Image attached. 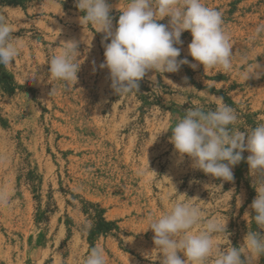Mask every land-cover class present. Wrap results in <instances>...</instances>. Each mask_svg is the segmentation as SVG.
Here are the masks:
<instances>
[{"label": "rangeland", "instance_id": "374dc122", "mask_svg": "<svg viewBox=\"0 0 264 264\" xmlns=\"http://www.w3.org/2000/svg\"><path fill=\"white\" fill-rule=\"evenodd\" d=\"M203 2L222 13L233 69H203L188 55L191 34L184 31L177 60L189 64L156 74L158 84L149 71L138 92L118 96L108 69L100 68L110 40L80 23L76 0L0 6L24 45L12 65H0V191L10 193L8 203L0 204V264H83L93 247L103 249L106 264H160L154 234L144 230L149 217L157 218L182 194L198 198L207 219H227L228 240L242 245L252 230L249 206L256 196L249 153L232 167L233 180L223 181L194 168L188 156L181 158L167 129L189 108L214 110L220 97L235 110L240 130L264 123V74L246 81L242 76L254 59L264 69V34L253 38L264 24V0ZM106 3L114 30L128 0ZM157 23L167 25L169 17ZM69 40L80 53L74 85L49 75L48 61ZM146 160L156 173H150L151 182L140 175ZM83 202L99 206L117 229L91 244L93 222ZM220 243L226 245L223 234Z\"/></svg>", "mask_w": 264, "mask_h": 264}, {"label": "clouds", "instance_id": "9594fccd", "mask_svg": "<svg viewBox=\"0 0 264 264\" xmlns=\"http://www.w3.org/2000/svg\"><path fill=\"white\" fill-rule=\"evenodd\" d=\"M76 7L83 13L80 23L94 26L95 32L105 34L104 40H110L105 45L100 68L108 69L111 88L117 96L138 92V82L149 71L153 72L150 79L158 84L156 74L175 73L181 65L189 64L187 59L177 60L180 56L177 45L182 44L180 37L184 31L191 34L188 55L203 69L219 68L224 72L233 69L232 44L223 29L222 13L203 0H128L114 30L106 0H76ZM164 17H169L167 25L157 23ZM14 30L12 19L0 15V65L5 67L13 64L24 46L13 36ZM261 34L264 24L256 26L253 38ZM79 55L76 41L62 42L48 61L50 77L74 85L81 66ZM261 74L264 69L254 59L242 76L246 81ZM216 103L214 110L205 111L199 106L187 109L167 129L172 132L170 143L181 158L185 155L191 158L194 168L228 182L233 180L232 167L244 159L242 153L247 151L246 163L256 192L249 206L254 213L250 219L264 230V123L242 131L235 127L238 120L235 110L222 97ZM150 173L156 174L146 160L140 175L151 182ZM9 196V192L0 191V204L6 205ZM196 200L199 199L182 194L157 218H148L144 231L151 230L154 234L155 259L159 253L160 264H256L264 256V234L249 230L242 245L233 247L226 232L227 219H207ZM221 234L226 241L223 247ZM83 264H106L103 249L91 248Z\"/></svg>", "mask_w": 264, "mask_h": 264}, {"label": "trees", "instance_id": "16d2710c", "mask_svg": "<svg viewBox=\"0 0 264 264\" xmlns=\"http://www.w3.org/2000/svg\"><path fill=\"white\" fill-rule=\"evenodd\" d=\"M22 0H0V6H19L21 5ZM228 104L232 105V103L228 99H224ZM84 206V213L87 214L92 220L93 224L89 231L88 241L92 244L96 238L99 236H106L110 234L112 231L116 230V226L111 223L107 222L103 217L104 211L99 208V206L90 204L87 202H83ZM256 225L252 224V230L257 231ZM261 264H264V256L260 257Z\"/></svg>", "mask_w": 264, "mask_h": 264}]
</instances>
